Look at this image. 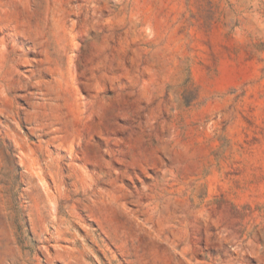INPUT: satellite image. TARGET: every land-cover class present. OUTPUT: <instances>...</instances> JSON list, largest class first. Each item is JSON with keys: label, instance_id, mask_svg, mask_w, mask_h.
Returning a JSON list of instances; mask_svg holds the SVG:
<instances>
[{"label": "rangeland", "instance_id": "374dc122", "mask_svg": "<svg viewBox=\"0 0 264 264\" xmlns=\"http://www.w3.org/2000/svg\"><path fill=\"white\" fill-rule=\"evenodd\" d=\"M0 264H264V0H0Z\"/></svg>", "mask_w": 264, "mask_h": 264}]
</instances>
